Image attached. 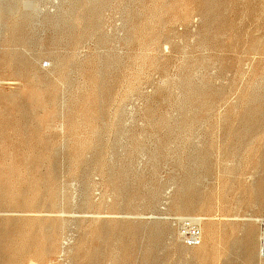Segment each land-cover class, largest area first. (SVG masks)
Segmentation results:
<instances>
[{
    "label": "rangeland",
    "instance_id": "rangeland-1",
    "mask_svg": "<svg viewBox=\"0 0 264 264\" xmlns=\"http://www.w3.org/2000/svg\"><path fill=\"white\" fill-rule=\"evenodd\" d=\"M0 264H264V0H0Z\"/></svg>",
    "mask_w": 264,
    "mask_h": 264
},
{
    "label": "built area",
    "instance_id": "built-area-1",
    "mask_svg": "<svg viewBox=\"0 0 264 264\" xmlns=\"http://www.w3.org/2000/svg\"><path fill=\"white\" fill-rule=\"evenodd\" d=\"M181 239L189 246L196 247L202 242L199 225L192 219H181L178 224Z\"/></svg>",
    "mask_w": 264,
    "mask_h": 264
},
{
    "label": "bare ground",
    "instance_id": "bare-ground-1",
    "mask_svg": "<svg viewBox=\"0 0 264 264\" xmlns=\"http://www.w3.org/2000/svg\"><path fill=\"white\" fill-rule=\"evenodd\" d=\"M198 219V218H197ZM197 219H193L192 218V220H194V222H196L198 225H199V227H200V229H201V232H202V240H203V231H202V226H201V221H200V219L199 220H197ZM202 243V242H201ZM3 253H4V251H3Z\"/></svg>",
    "mask_w": 264,
    "mask_h": 264
}]
</instances>
